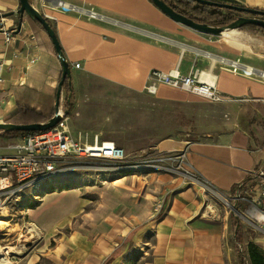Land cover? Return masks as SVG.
<instances>
[{"label": "crops", "instance_id": "0c3cea01", "mask_svg": "<svg viewBox=\"0 0 264 264\" xmlns=\"http://www.w3.org/2000/svg\"><path fill=\"white\" fill-rule=\"evenodd\" d=\"M208 1L264 12V0ZM28 2L55 33L70 68L72 95L77 96L89 78L146 94L152 70H176L180 75L206 74L205 80L225 101L212 105L209 112L200 97L158 84L152 99L182 108L192 130L205 132L192 139L191 134L164 138L154 146L160 153L178 154L179 165L186 169L185 174L170 172L156 179L168 203L150 213L148 205H135V199V209L127 208L107 231L90 235L71 230L54 240L57 229L68 228L66 218L79 202L73 190L47 194L40 205L28 208L27 215L43 232V242L55 245L12 264H127L129 248L142 250L137 264H240L234 246L237 227L228 212L208 203L202 186L227 195L234 185L248 181L250 173L264 169V80L256 77L264 73V34L242 29L202 34L172 20L150 0ZM19 7V0H0V27L12 31L21 25L9 41L0 29V123L17 114L20 122L44 124L55 111L61 66L45 31L27 15L20 18ZM232 61L252 69L254 76L233 73ZM95 136L112 141L101 135L85 141ZM51 202L61 205L55 217L44 214ZM240 222L246 224L241 225L244 244L251 242L264 251V228ZM6 263L7 259L1 262Z\"/></svg>", "mask_w": 264, "mask_h": 264}, {"label": "rangeland", "instance_id": "374dc122", "mask_svg": "<svg viewBox=\"0 0 264 264\" xmlns=\"http://www.w3.org/2000/svg\"><path fill=\"white\" fill-rule=\"evenodd\" d=\"M219 10L223 13L227 11ZM202 102L209 112V108L215 105ZM59 106H62L64 112L69 109L68 124L75 138L81 141L93 135L109 138L123 148L125 161L113 166L104 162L74 160V171L61 175L39 189V193H34V198L24 195L20 203L7 205L6 210L0 214V262L7 259L6 264H12L32 252L43 253L47 251L46 248L51 250L55 245V241H51L49 245L43 242V232L31 224L33 221L27 215L31 204L40 205L47 194L73 190L76 201L79 202L77 208L66 218L68 228L57 229L54 240L61 233L66 234L71 230L79 229L90 235L98 230L107 231L109 223L124 216L127 208L135 209L131 206L135 199H139L135 205H148L150 213L159 210L168 203L169 196L156 179L170 172H174L172 176H179L177 172L185 174L186 169L179 162L173 161V158L179 157L178 154L160 153L154 146L164 138H181L191 134L189 139H192L193 135L205 133L192 130V123L182 108L155 102L147 93L134 94L91 78L82 86L77 96L72 95L64 86ZM214 122L220 124L218 120ZM11 139L12 136L0 131V154L11 152L9 146L14 143ZM206 199L208 203L213 202L222 211L228 212L233 225L235 221L240 225L244 224L228 207H223L220 199L209 195H206ZM60 206L59 202H51L48 211H44L45 216L55 217L62 210ZM242 207L248 208V205L244 204ZM235 240L234 237V242ZM127 252L131 258L127 264H137L142 250L129 248Z\"/></svg>", "mask_w": 264, "mask_h": 264}, {"label": "built area", "instance_id": "2783aa9c", "mask_svg": "<svg viewBox=\"0 0 264 264\" xmlns=\"http://www.w3.org/2000/svg\"><path fill=\"white\" fill-rule=\"evenodd\" d=\"M90 16L95 15L90 13ZM3 31L7 41L11 39V33H16V29ZM2 65L0 64V70ZM74 66L79 67L78 64ZM229 66L235 74L254 76L252 69H247L238 62L232 61ZM203 75L206 76L201 72L180 75L176 70H152L149 73V84L144 90L147 94L154 95L156 86L163 84L187 91L209 103L224 102V96L216 90L213 83L205 81ZM256 77L264 80V73ZM54 116L59 119L54 127L24 136L10 146V153L0 154V214L6 210L7 205L20 203L24 195L34 198V193H39V189L59 176L74 171V160L104 162L113 166L125 161L123 148L114 142L95 136L91 142L83 143L75 138L69 127L68 117L62 109H58ZM179 159L180 157L173 158V161L179 162ZM249 178L246 182L234 185L227 195L217 193L208 185H203L202 189L210 197L220 199L223 207H228L239 220L261 229L264 228V169L253 171ZM244 204L248 208H243Z\"/></svg>", "mask_w": 264, "mask_h": 264}, {"label": "water", "instance_id": "95a60500", "mask_svg": "<svg viewBox=\"0 0 264 264\" xmlns=\"http://www.w3.org/2000/svg\"><path fill=\"white\" fill-rule=\"evenodd\" d=\"M162 13L167 15L172 20L196 31L202 34H208V35H220L224 33L225 31H232V30H238L241 29L244 26L247 25H254L258 26L262 29H264V12L252 10V9H246L243 7L225 4V3H217L212 2L208 0H192L198 4L207 6V7H213L217 9H224L229 10L232 12H236L238 14H246L247 16H239L234 22L230 23L229 25L223 26V27H210L204 24L195 23L190 19H187L186 17L174 12L168 5H166L162 0H150ZM20 7L17 11V13L20 15V18L25 14L31 19L35 20L37 23L40 24L42 29L45 31L49 39L51 40V43L54 47L55 53L57 55L58 61L61 66V76L59 83L57 85V91L55 96V113L58 110V104L60 100L61 95V89L64 84V81L67 77L70 78V68L68 63L66 62L63 53L60 49V46L58 44V41L56 39L55 33L48 24V22L44 19V17L36 11V9L33 8L32 5L28 2V0H19ZM20 29V24L16 29V32ZM70 84V82H69ZM59 119L56 116H53L49 122L45 124H24V125H16L11 123H0V130L1 131H20V132H42L46 131L52 127H54L58 123Z\"/></svg>", "mask_w": 264, "mask_h": 264}, {"label": "trees", "instance_id": "16d2710c", "mask_svg": "<svg viewBox=\"0 0 264 264\" xmlns=\"http://www.w3.org/2000/svg\"><path fill=\"white\" fill-rule=\"evenodd\" d=\"M162 1L166 5H168L174 12L186 17L187 19L192 20L195 23L204 24L210 27H223L229 25L239 17L235 12L227 10L225 13H223L217 8L207 7L198 4L192 0H162ZM28 18L31 21L37 23L35 20L31 19L30 17ZM37 24L39 25V23ZM241 29L247 30L252 34H258V33L264 34V29L254 25H247L242 27ZM70 80L71 79L67 77L63 84V87L65 86L68 89V91L71 90V85L69 84ZM66 112L68 114L69 109H66ZM23 116H26V113L23 114ZM52 118L53 116L49 117L46 120L49 122V120H51ZM6 122L16 125L31 124V123L20 122L19 115L17 116V114L9 118ZM1 132H4L6 135L12 137H24L26 135L32 134V133L20 132V131H12V132L1 131ZM35 206L37 205L32 203L31 207L29 208L33 209ZM234 226L237 227L234 231V237L236 239L234 242V246L238 254L239 263L264 264V251L251 242H248L245 245L242 239L240 223L235 221Z\"/></svg>", "mask_w": 264, "mask_h": 264}, {"label": "bare ground", "instance_id": "6f19581e", "mask_svg": "<svg viewBox=\"0 0 264 264\" xmlns=\"http://www.w3.org/2000/svg\"><path fill=\"white\" fill-rule=\"evenodd\" d=\"M203 77H205V79H207L208 76L206 77L205 75H203ZM205 79H204V80H205ZM205 81H207V80H205ZM62 87H63V86H62ZM59 101H60V100H59ZM58 107H59V104H58ZM58 109H59V108H58ZM63 112H64V111H63ZM64 113H65V112H64ZM54 115H55V112H54ZM54 115H53V116H54ZM65 116H67L66 113H65ZM67 117H68V116H67ZM42 132H43V131H42ZM33 133H36V132H33ZM96 137H98V136H96ZM79 141H80V140H79ZM80 142H82V141H80ZM111 142H113V141H111ZM83 143H88V142L83 141ZM33 229H34V228H33ZM2 257H3V256H2ZM3 260H5V259H3ZM0 263H1V262H0Z\"/></svg>", "mask_w": 264, "mask_h": 264}]
</instances>
